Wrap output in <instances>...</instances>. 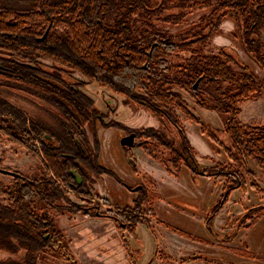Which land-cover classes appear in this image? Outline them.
I'll return each mask as SVG.
<instances>
[{
  "label": "trees",
  "instance_id": "16d2710c",
  "mask_svg": "<svg viewBox=\"0 0 264 264\" xmlns=\"http://www.w3.org/2000/svg\"><path fill=\"white\" fill-rule=\"evenodd\" d=\"M15 2L23 4L20 9L0 5V55L3 58H0L3 61L0 81L24 86L42 97L52 95L58 99L55 104L60 109L65 132L64 137L58 139L59 144L76 149L77 142L84 137L81 127L89 123L92 109L81 102L73 90H60L37 78L35 66L42 60L66 66L104 86L110 81L126 88L136 99L135 103L163 127L162 131H148L156 138L145 136L139 146L175 178L185 167L193 177L203 176L221 183L217 209L227 201L231 191L244 189L248 179L250 188L262 191L246 163L247 159H253L264 170V125L241 124L238 115L242 102L256 100L264 94V0ZM203 8L210 9L209 14L177 38L153 24L154 17L161 23H176L188 13L186 11ZM173 9L178 12L172 13ZM228 18L234 23L233 37L239 40L262 76H257L224 48L216 53L205 52L210 38L220 33L221 22ZM59 26L61 30L57 29ZM43 35L46 36L42 40ZM176 90L189 94L197 107L222 115V129H214L194 116ZM1 105H6L2 99L0 136L38 159L43 178L31 179L1 169L12 181L0 183L1 199L6 200L5 204L0 203V247L12 253H17L18 249L25 251V256L19 260L8 259L12 264H35L38 257L44 259L46 254H56L70 263L68 242L48 217L49 210L57 207L56 199H64L71 205L66 198L68 192L64 190V185L71 180L69 159L59 145L45 143L46 132L36 123L12 111L1 110ZM176 109L198 125L216 153L222 150L227 163L208 156L204 158L211 166L203 167L199 163L198 153L185 137ZM167 129L174 132L176 142L168 138ZM79 191L81 201L87 206L72 203L73 209L68 213L113 219L120 228V224L131 226L128 213L118 209L102 213L100 198L95 201L85 189ZM37 201L42 204L39 208ZM102 204L109 206L106 200H102Z\"/></svg>",
  "mask_w": 264,
  "mask_h": 264
},
{
  "label": "rangeland",
  "instance_id": "374dc122",
  "mask_svg": "<svg viewBox=\"0 0 264 264\" xmlns=\"http://www.w3.org/2000/svg\"><path fill=\"white\" fill-rule=\"evenodd\" d=\"M15 1L0 0V5L2 8L20 9V5L23 4H18ZM192 1L203 2L204 0ZM177 12L176 9L172 11L174 14ZM186 12L188 13L176 23L165 24L163 21L161 23L154 17L153 24L158 29L165 30L177 38L179 34H183L193 25L198 24L202 17H206L210 9L203 8ZM160 20H163L161 16ZM219 28L220 33L210 38V46L205 49V52L216 53L219 49L224 48L257 76H262L258 66L243 51L239 40L233 37L235 29L232 19H224ZM0 58H2L1 55ZM1 63L3 61H0V65ZM37 65L35 66L37 71L34 73L37 78L46 80L60 90H73L77 95H82L80 98L75 95L81 102L91 106L90 110L93 109L88 115L90 116L89 123L81 127L84 137L80 142H77L78 149L75 150L67 147L65 143H58V139H62L65 132L60 109L55 104L58 101L56 97L52 95L42 97L24 86L0 81V99L6 103L5 106L1 105L3 107L1 110H9L16 116L32 120L42 131L46 132L43 135V140H46L45 143L49 146L54 145V147L59 145L63 155L69 159L71 180L67 185H64V190L68 192L66 198L71 202V205L64 199H56L55 206L57 207L49 210L48 217L63 233L68 242V252L74 262L77 264H133L131 257L128 256L129 253L122 246L124 240L133 253L134 260L140 253V255L142 254L140 258L148 262L151 253L156 249L155 238H160L169 246L171 255L168 252V255L164 252H158V259L161 262L155 264H264V209L259 207L260 204H264V170L252 159H247V168L255 175V181L262 193L252 190L248 179L245 188L235 190V193L232 192L229 202L226 204L228 206V204H232L230 203L231 200L236 201L237 199L240 203L233 205L235 212L240 211L242 213L243 209H247L246 216L263 215L251 227H248V220H251L252 223L253 218L247 217L248 219L245 218L247 222L245 221L246 223L239 230L238 226L242 219L238 222L231 223L230 221L226 231L225 227L223 229V222L230 215L228 216L226 211H223L220 215L222 217L219 219L220 221L212 225V233L210 227L202 222L198 210H205L212 204L214 206L220 195L221 183L212 182L211 185H207L200 181L201 176L193 177L188 170H184V174L181 173L178 178L174 177L175 182L162 181L161 177L158 178L159 171L153 169V167L159 168L161 166L156 162L159 167L148 161L147 164L144 158L138 159L137 156L135 157L136 160L140 161L144 168L147 171L150 170L158 179L157 191L160 190L164 198L176 196L171 200L175 209H167L166 206H163L164 203L159 204L158 208L161 211L158 212L157 210L156 216L162 223L148 227L140 223L136 226L133 235L130 236L131 231L124 230L122 232L124 227L120 228L115 225L112 222L113 219L101 220L68 213L73 209L72 203L81 207L87 206V203L80 199L79 190L81 188L88 191L95 201L98 194L106 197L111 205L133 207L136 204L138 194L129 191L128 187H135L136 184L139 186L144 174L133 165L131 161L133 158L129 152H125L122 148L120 140L124 135L133 132L136 135L135 143H137L144 139L146 133L153 128L152 125H155V128H160L161 131L163 127L157 121L152 122L151 118L154 119V117L149 112L139 108L133 95L121 85H113L112 82L107 81L108 86H104L95 80L87 79L84 75L74 72L66 66L50 61L42 60ZM106 78L105 76L104 79L106 80ZM109 85L113 88H110ZM176 91L181 94L187 109L195 116L215 128L222 126V115L197 107L189 94ZM240 109L243 110L242 115L239 114L238 116L241 124H245L244 119L249 117L252 119L250 124H264V94L255 101L242 102ZM175 112L182 127L183 121H186L188 132L193 133L195 131L211 151L212 155H209L208 150H205L202 144L200 145L193 139L197 144L196 148L193 147L198 153L197 159L202 166L211 165L210 161L204 157H211L213 154L215 161H221L223 164L228 162L222 150L219 151V154L216 153L214 147L200 134L195 123L185 120V115L180 110L176 109ZM166 131L168 138H173L174 132L169 129ZM48 138L51 142L47 140ZM144 156L146 155L144 154ZM0 160V169L15 171L31 179L43 178L39 160L29 155L23 148L8 143L1 136ZM151 162L154 161L151 160ZM165 174L171 176L166 172ZM201 178L206 179L205 177ZM11 181L12 178L9 175L0 172V183L7 184ZM186 188L199 190L200 194L204 193V198L189 200L183 197V195H187V192H184ZM160 193H157L156 197H160ZM159 200V198L154 199V203ZM0 203H6V200L1 199V196ZM99 205L100 212H106L107 207H102L101 203ZM111 205L108 206L110 209H116ZM41 206L42 204L37 201L36 207ZM255 206L258 207L257 210H255ZM231 209L232 207L229 208L230 211ZM233 225H235L234 228ZM225 236L231 240L228 238L222 240ZM216 237L219 238V241L222 240L226 243L211 242L217 240ZM24 256L25 251L22 249H18L17 253H12L0 247L1 264H12L8 259L19 260ZM72 260H69V264H72ZM35 264L68 263L56 254L54 256L46 254L44 259L38 257Z\"/></svg>",
  "mask_w": 264,
  "mask_h": 264
},
{
  "label": "flooded vegetation",
  "instance_id": "af4514ba",
  "mask_svg": "<svg viewBox=\"0 0 264 264\" xmlns=\"http://www.w3.org/2000/svg\"><path fill=\"white\" fill-rule=\"evenodd\" d=\"M33 2H36V0H32ZM57 29L58 30H61V28H60V26L59 27H57ZM45 36L46 35H43V37L41 38L42 40L45 38ZM55 48V47H54ZM99 83V82H98ZM101 84V83H100ZM255 101V100H254ZM140 108V107H139ZM92 109V108H91ZM142 109V108H141ZM144 110V109H143ZM92 111H93V109H92ZM191 112V111H190ZM210 112V111H209ZM240 112H241V109H240ZM192 113V112H191ZM193 114V113H192ZM218 114V113H217ZM240 114V113H239ZM194 115V114H193ZM153 116V115H152ZM195 116V115H194ZM239 116V115H238ZM154 117V116H153ZM197 117V116H196ZM154 119H155V117H154ZM185 120H187L186 118H185ZM155 121H157L156 119H155ZM203 121V120H202ZM238 121H239V119H238ZM190 122H192V121H190ZM204 122V121H203ZM158 123V122H157ZM194 123V122H193ZM205 123V122H204ZM159 124V123H158ZM207 125H210V124H208V123H206ZM242 124H244V123H242ZM246 125H264V124H250V123H245ZM197 125V124H196ZM198 126V125H197ZM211 126V125H210ZM212 128H214V129H222V126L220 127V128H215V127H213V126H211ZM153 131V130H158V131H161L160 130V128H151L150 129V131ZM163 130V129H162ZM198 130H199V127H198ZM183 132H184V127H183ZM200 132V131H199ZM133 135V137H134V140H133V146L132 147H122L124 150H125V152H129L131 155H132V162H133V165L134 166H136L137 167V164H136V162H135V159H134V157H133V154L131 153V149L132 148H135V147H138V148H140L144 153H145V155H147V153L139 146V143L141 142V140L140 141H138L137 143H135V139H136V135H135V133H133V132H131V133H128V134H126V135ZM147 135H145L146 137H150V138H156L155 137V135L154 134H150L149 132H147L146 133ZM184 134H185V132H184ZM201 134V133H200ZM126 135H124V136H126ZM202 135V134H201ZM173 138H172V140L174 141V142H176V140H175V135H173L172 136ZM185 137H186V135H185ZM205 137V136H204ZM187 138V137H186ZM206 138V137H205ZM48 141L50 140L49 138L47 139ZM143 140V139H142ZM188 140V139H187ZM50 142H51V140H50ZM188 142H189V140H188ZM209 142V141H208ZM210 143V142H209ZM189 144H190V142H189ZM211 144V143H210ZM212 145V144H211ZM190 146H192L191 144H190ZM193 147V146H192ZM194 148V147H193ZM76 149H78V147H77V144H76ZM75 149V150H76ZM126 149H128V150H126ZM151 160H153L149 155H147ZM210 158H212V157H210ZM212 159H214V158H212ZM253 160V159H252ZM154 162H156V163H158L163 169H164V167L159 163V162H157V161H155V160H153ZM255 161V160H254ZM217 162H220V163H222L221 161H217ZM209 166H211V165H204L203 167H209ZM134 169V171H136L135 170V168H133ZM183 169H185V170H188L187 168H185V167H182V169H181V173H182V170ZM164 171L166 172V170L164 169ZM189 171V170H188ZM190 172V171H189ZM167 173V172H166ZM170 175V174H169ZM145 177V175L143 176V178ZM201 177H203V176H201ZM206 178V177H205ZM206 179H208V178H206ZM146 181H147V183H141L139 186H136V185H138V184H136L135 185V187H131V188H129L128 187V190L129 191H132V192H135V193H137L138 194V196H137V201H136V204H134V206L133 207H119V206H117V205H111L110 204V202L108 201V199L106 198V197H102V196H99L98 194H97V198H100L101 200H98V203H101L102 204V200H106L107 202H108V204H109V206L111 205V206H113L114 208H116V209H118V210H121V211H124V212H126V213H128V215H129V221H128V223H129V225H131V226H128V227H124V225H122V224H120L121 225V228H123V230H122V232L124 231V230H129V231H131V233H129L130 234V236L131 235H133V233H134V231H135V229H136V226L138 225V224H144V225H147V227L148 226H153V225H155V224H159V223H162L161 221H160V219L156 216V210L154 209V199H156V198H159V197H155L156 196V194L157 193H155V191L154 190H152V186H151V179H148V178H146L145 179ZM208 180H211V179H208ZM212 181V180H211ZM213 182V181H212ZM252 189V188H251ZM236 190H238V189H236ZM252 190H254V189H252ZM235 190H233V191H231L230 193H229V195H228V197H227V201L220 207V208H216V205L218 204V202H219V199H220V196H221V193H222V184H221V189H220V195H219V197H218V199H217V201H216V203L214 204V206H213V204L209 207V208H207V210H205V214L204 215H202V218H203V222H205V225L206 226H208V227H210V231L213 233V228H212V225H214V219H215V217L219 214V212L220 211H222L223 209L226 211V214H228V216H229V218L228 219H225L224 220V222H223V229H225L226 228V231L228 230V228H229V225H230V221H231V223L232 222H238V221H240L241 219H242V221H241V224L238 226V230L240 229V227L242 226L243 227V224H245L247 221H246V219L245 218H247V217H252L253 218V221H252V223H251V220H248L249 222V225H248V227H251L252 226V224H254V223H256V221L258 220V219H260L261 217H263V215H258V214H255V215H253V216H246L247 215V209H243L242 210V213L240 212V211H237V212H235L234 211V207H233V205H235V204H239L240 202L239 201H232V202H230V203H232V204H228V206L226 205L228 202H229V198H230V195L232 194V192H234ZM259 193H262V191H259ZM155 197V198H154ZM230 205V206H229ZM261 206H264V204H260ZM259 205V207L261 208V206ZM100 206V205H99ZM102 207H105L103 204H102ZM232 207V209H231V211L229 210V208H231ZM256 207V209L255 210H257L258 209V207L257 206H255ZM106 208V207H105ZM252 208V207H251ZM107 209H109V210H111V211H113L112 209H110L109 207H107ZM254 209V208H253ZM252 209V210H253ZM262 210L264 209V208H261ZM99 211H100V207H99ZM233 215V216H232ZM94 218V217H93ZM251 218V219H252ZM96 219H107V218H96ZM230 219V220H229ZM248 219V218H247ZM112 220V219H111ZM156 223H155V222ZM246 221V222H245ZM112 222L115 224V222H114V220H112ZM116 225V224H115ZM225 227V228H224ZM235 227V225H233V228ZM247 227V228H248ZM118 228V227H117ZM225 230H223V232H226ZM168 238L169 239H171L169 236H168ZM228 238V240H231V238H229L228 236H225V238H223L222 240H226ZM234 238V237H233ZM216 239L217 240H214V241H211V242H215V241H217L218 243L217 244H224V243H226L225 241H222V240H220L219 241V238H217L216 237ZM155 243L157 244L156 245V249H155V251L154 252H152L151 253V256H150V260L148 261V262H145V260L144 259H141L140 257H141V255H140V253H139V255H137V259L136 260H134L133 259V256H132V252H131V250H130V248L128 247V244H127V242H126V240H124L123 241V248L124 249H126V251L129 253L128 254V256L129 257H131V261H132V263L133 264H155V263H158V262H161V261H159V259H158V257H159V254H158V252H164L165 254H167L168 255V253L170 254V252H169V246H167V244L166 243H164L163 242V240L162 239H158V238H155ZM168 252V253H167ZM171 255V254H170ZM136 256V255H135ZM69 264V263H68ZM72 264H77V262H74V261H72Z\"/></svg>",
  "mask_w": 264,
  "mask_h": 264
},
{
  "label": "crops",
  "instance_id": "0c3cea01",
  "mask_svg": "<svg viewBox=\"0 0 264 264\" xmlns=\"http://www.w3.org/2000/svg\"><path fill=\"white\" fill-rule=\"evenodd\" d=\"M242 113H243V110L241 109V112H240V114L242 115ZM151 121L152 122H154L155 123V119H153V118H151ZM244 122L245 123H249V122H252V119H250V117L249 118H246V119H244ZM152 127L153 128H155L156 126L155 125H152ZM183 127H184V132H185V135H186V137H187V139L189 140V142H190V144L192 145V146H194L195 148L197 147V144L195 143V141L194 140H196L197 142H199V144L201 145H203V147L205 148V150H208V153H209V155L211 154L212 155V153H211V151L208 149V147L206 146V144L204 143V140L201 138V137H199L196 133H195V131L193 132V133H190V132H188V130H187V122L186 121H183ZM187 130V131H186ZM203 136V135H202ZM194 139V140H193ZM131 153L133 154V157H134V159H135V162H136V164H137V168L138 169H140V171L145 175V177L143 178V177H141V183H147V181L145 180L146 178H148V179H151V182H152V190H154L155 191V193H160V190H158L157 191V188H156V183L158 184L159 183V181H158V179L156 178V176H154L153 175V173L150 171V170H146L145 168H144V166L141 164V162L139 161H137L136 159L138 158H144V160H145V162L147 163V161L149 162V163H152L153 165H156V166H158L155 162H151V160L149 159V157L146 155V156H144V152L143 151H141L140 150V148H138V147H135V148H132L131 149ZM137 156V158H135ZM146 157V158H145ZM148 157V158H147ZM212 158L214 157V154H213V156H211ZM216 157V156H215ZM219 158V157H218ZM148 164V163H147ZM159 167V166H158ZM153 169L155 170V171H159L158 172V178H160L161 177V179H162V181H165V180H170V181H174L175 182V180H174V177H171V176H168L167 174H165V171H164V169L162 168V167H159V168H155V167H153ZM184 170L185 169H183L182 170V175L184 174ZM138 172V171H137ZM155 179V180H154ZM202 179V180H201ZM200 181H202L203 183H206L207 185H211V183H212V181L211 180H208V179H203V178H201L200 177ZM159 189V188H158ZM184 192H187V195H183V197H185V198H187V199H189V200H196V199H198V198H204V193L203 194H200V192H199V190H192V189H188V188H186V191H184ZM236 191H234V193H235ZM200 194V195H199ZM231 196V195H230ZM174 197H176L175 195L174 196H171V197H167V198H164L163 196H162V194L160 193V197H159V201H156L155 203H154V209L157 211L158 210V212H159V210H160V208H158V206H159V204H161V203H164V205L163 206H166L167 207V209H170V208H174L175 209V207H174V205H173V203L171 202V200H173V198ZM240 200V199H239ZM163 201V202H162ZM232 201H234V200H231L230 202H232ZM236 201H238L237 199H236ZM235 208V207H234ZM205 210H207V208L205 209ZM205 210H198V213H199V215H200V217H201V220H202V222H203V218H202V215H204L205 213ZM161 211V210H160ZM223 211H225L224 209L222 210V211H220L219 212V214L215 217V219H214V223H217V222H219L220 220V218H222V217H220V215L222 214V212Z\"/></svg>",
  "mask_w": 264,
  "mask_h": 264
},
{
  "label": "water",
  "instance_id": "95a60500",
  "mask_svg": "<svg viewBox=\"0 0 264 264\" xmlns=\"http://www.w3.org/2000/svg\"><path fill=\"white\" fill-rule=\"evenodd\" d=\"M133 140H134V137L133 135H126V136H123L120 140V144L122 147H132L133 146ZM0 172L2 173H5V171L1 170L0 169Z\"/></svg>",
  "mask_w": 264,
  "mask_h": 264
}]
</instances>
